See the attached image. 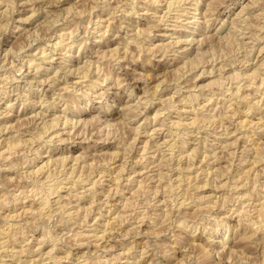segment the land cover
<instances>
[{"label":"rangeland","instance_id":"374dc122","mask_svg":"<svg viewBox=\"0 0 264 264\" xmlns=\"http://www.w3.org/2000/svg\"><path fill=\"white\" fill-rule=\"evenodd\" d=\"M1 1L0 264H264V0Z\"/></svg>","mask_w":264,"mask_h":264},{"label":"bare ground","instance_id":"6f19581e","mask_svg":"<svg viewBox=\"0 0 264 264\" xmlns=\"http://www.w3.org/2000/svg\"><path fill=\"white\" fill-rule=\"evenodd\" d=\"M108 1V0H107ZM159 1H161V0H156L155 1V3H159ZM181 1H186V2H188V4L189 5H192L191 3L194 1V5L197 7V3H198V1L199 0H180V2ZM210 1V0H209ZM214 1H217L218 2V0H214ZM213 0H211L209 3L210 4H208L207 6H206V12H204V15H202V17H201V19H203V22L205 23L204 25L206 26L209 22H210V19H208V18H210V17H212L214 14H213V12H215L214 10H216V9H214V7H212L213 5H211L213 2H214ZM261 1V0H260ZM4 2V1H3ZM185 2V3H186ZM1 4H2V1L0 2ZM154 3V4H155ZM179 3V2H178ZM178 3H173V2H167L166 4V9H167V11H166V13H164L162 16H160L159 18H158V20H157V25L159 26L160 24H162V22L164 21V18H168V15H170V14H172L173 12V16L171 17L172 19H174V21H177V23H182L181 21H183L184 22V25H186V24H194L195 23V25H196V22H195V20L196 19H194L195 18V16H192V17H188V14H187V12H186V10L185 9H182L181 8V6H179V4ZM215 3V2H214ZM103 4V3H102ZM260 4V3H259ZM263 4V3H262ZM128 5V4H127ZM95 6V5H94ZM97 6V5H96ZM104 6H106V5H104ZM103 6V7H104ZM108 6H110L109 4H108ZM118 7V6H117ZM219 7V6H218ZM250 7V6H249ZM9 7H7V9H8ZM97 9V8H96ZM137 9V8H136ZM113 10V9H112ZM120 10V9H119ZM69 11V10H68ZM195 11H198V9L196 8L195 9ZM69 13V12H68ZM241 13V12H240ZM240 13H238L236 16L238 17L239 15H240ZM67 14V13H66ZM71 13H69V15H70ZM199 15H201V13L199 14ZM243 15V14H242ZM259 15H261V14H259ZM73 16V15H72ZM77 16V15H76ZM78 16H79V14H78ZM30 17V16H29ZM80 17V16H79ZM67 18V17H66ZM183 18V19H182ZM254 19V18H253ZM191 20V21H190ZM262 20V19H261ZM89 21V20H88ZM241 21V20H240ZM259 21V20H258ZM72 22V21H71ZM151 22V21H150ZM257 22V21H256ZM69 23V22H68ZM151 23H153V22H151ZM155 23V22H154ZM248 24V23H247ZM252 24V23H251ZM111 25V24H110ZM233 25V24H232ZM158 26H157V28H158ZM153 27V26H152ZM208 26H206V28H207ZM250 27V26H249ZM257 27H258V25H257ZM261 27V26H260ZM259 27V29H262L263 30V28H260ZM3 28V27H2ZM17 28V27H16ZM107 29H109L108 28V26L106 27ZM251 28H252V25H251ZM107 29H106V31L104 32L105 34H106V32H107ZM253 29V28H252ZM255 29V28H254ZM101 30V29H100ZM145 30V29H144ZM261 30V31H262ZM36 31V30H35ZM48 31V30H47ZM147 31V30H146ZM230 31H232V30H229V32ZM251 31V30H250ZM109 32V31H108ZM258 32V31H257ZM60 33V32H59ZM101 33V32H100ZM103 33V32H102ZM140 33V32H139ZM231 33V32H230ZM32 35V34H31ZM102 35H104V34H102ZM139 35V34H138ZM206 34H204L203 35V37H202V40L200 41L199 40V42H198V46H196V47H198L197 48V50L199 49H201V47L202 46H204V43H206V42H202L203 41V39H205V38H207V36H205ZM214 35V34H213ZM228 35V34H227ZM231 35V34H230ZM63 37V36H62ZM73 37V36H72ZM139 37V36H138ZM141 37V36H140ZM227 37V36H226ZM234 37V36H233ZM28 38V37H27ZM104 38V37H103ZM255 38V37H254ZM37 39V38H36ZM62 39V38H61ZM65 39V38H64ZM221 39H223V38H221ZM225 39V38H224ZM229 39H231V38H229ZM134 40H137V39H134ZM218 40H219V37H218ZM97 41V40H96ZM133 41V40H132ZM131 41V42H132ZM138 42H139V39L137 40ZM136 41V42H137ZM195 41V39L193 40V39H191V40H188V45L190 46L191 44V42H194ZM208 41V40H207ZM220 41V40H219ZM61 40H58L57 42H55L52 46H54V47H58V46H60V44H61ZM64 42V41H63ZM136 42H134V43H136ZM236 42V41H235ZM97 43L98 44H96L95 45V47L94 46H92V47H90L89 48V50H91V49H93V48H95V52H94V54L96 55V54H101V53H103V52H101L102 50H100V48H101V45L103 46L104 44H105V41H103V39H102V37L100 38V40H98L97 41ZM134 43H133V45H134ZM147 43V42H146ZM149 43V42H148ZM176 43H181L180 41H178V42H176ZM233 43V42H232ZM137 44H141V43H137ZM69 45V44H68ZM67 45V48H66V50H67V52H70L74 47L75 48H77V52H81L84 48H82V44L80 43H78V45L77 44H75V46L73 47V43L70 45V46H68ZM132 46V45H131ZM61 47V46H60ZM129 47V46H128ZM127 47V48H128ZM141 48H142V50L140 49V50H138L137 49V51H139V53H141L140 51H145V52H147L148 53V55H154L155 53L154 52H157V50L155 51V49H153V48H155V45H154V47L153 48H149V47H146L145 48V46H143L142 47V44H141V46H140ZM85 48H87V47H85ZM55 49H57V48H55ZM97 49V50H96ZM162 49V48H161ZM185 49V48H184ZM196 49V48H195ZM97 51V52H96ZM162 51V50H161ZM160 51V52H161ZM168 50H165V53L167 52ZM188 51V50H187ZM201 51V50H200ZM88 52V51H87ZM90 52V51H89ZM105 52V51H104ZM113 52V51H112ZM164 52V51H163ZM66 53V52H65ZM86 53V52H85ZM110 53V52H109ZM158 53H159V51H158ZM165 53H163V54H165ZM67 54V53H66ZM71 54V53H70ZM69 54V55H70ZM90 54H91V52H90ZM93 54V55H94ZM111 54V53H110ZM116 54V53H115ZM198 54H200V53H198ZM46 55V54H45ZM64 55V54H63ZM94 55V56H95ZM158 55V54H157ZM43 56V55H42ZM106 56V55H105ZM198 56H200V55H198ZM51 57V56H50ZM107 57V56H106ZM109 57H110V55H109ZM108 57V58H109ZM112 57H113V55H112ZM43 58H44V56H43ZM102 58H105V57H102ZM35 59V58H34ZM48 59V58H47ZM51 59V58H50ZM98 59V58H97ZM101 59V58H100ZM110 59H112V58H110ZM64 60V59H63ZM62 60V61H63ZM104 60V59H103ZM212 60V59H211ZM48 61V60H47ZM53 61V59H51V62ZM101 61H102V59H101ZM106 61V60H105ZM33 62V61H32ZM50 62V61H49ZM66 62V61H65ZM188 62V61H187ZM191 61H189L188 63H190ZM68 63V62H67ZM186 63V62H185ZM192 63H194V62H192ZM64 64V63H63ZM70 64V63H69ZM72 64V63H71ZM215 64V63H214ZM61 65V64H60ZM59 65V66H60ZM67 65V64H66ZM66 65L64 66V67H66ZM87 65V64H86ZM89 65V64H88ZM185 65V64H184ZM40 66V65H39ZM38 66V67H39ZM69 67V66H68ZM85 67V66H84ZM83 67V68H84ZM86 67H88V66H86ZM89 67H90V65H89ZM63 68V67H62ZM71 68V67H70ZM80 69V68H79ZM79 69H77L78 71H79ZM88 69V68H87ZM90 69V68H89ZM88 69V70H89ZM217 69V68H216ZM222 69V68H221ZM221 69H220V71H221ZM37 70H39V69H37ZM67 70H69V69H67ZM96 70V69H95ZM218 70H219V68H218ZM223 70V69H222ZM59 71V70H58ZM71 71V70H70ZM69 71V72H70ZM73 71V70H72ZM83 71V70H82ZM96 71H99V70H96ZM214 71H216L215 69H214ZM219 71V72H220ZM60 72V71H59ZM67 72V71H66ZM74 72V71H73ZM204 72V71H203ZM222 72V71H221ZM254 72H256V71H254ZM57 73V72H56ZM55 73V74H56ZM71 73V72H70ZM83 73V72H82ZM84 73H86V72H84ZM83 73V74H84ZM89 73V72H88ZM257 73V72H256ZM234 74V73H233ZM232 74V75H233ZM255 74V73H254ZM77 75V74H76ZM88 74H86L85 76H87ZM97 75V74H96ZM219 75H220V73H219ZM240 76H245V75H243V74H239ZM257 75V74H256ZM72 76V75H71ZM83 76V75H82ZM240 76H236L235 74H234V76L233 77H236L237 78V80H238V78L240 77ZM36 77V76H35ZM79 77V76H78ZM229 78H230V76H229ZM242 78V77H241ZM244 78V77H243ZM54 79V78H53ZM85 79V78H84ZM221 79V78H220ZM220 79H218V80H220ZM228 79V78H227ZM231 79V78H230ZM246 79V78H245ZM55 80V79H54ZM235 81H236V79H235ZM48 82V81H47ZM215 82V81H214ZM33 83V82H32ZM37 83V85H39V87H40V89H39V91H38V93L40 92V91H42L43 89H44V85L45 84H43L44 83V81H37L36 82ZM120 86V85H119ZM255 86V85H254ZM29 87V86H28ZM30 87H31V84H30ZM239 87V86H238ZM238 90V89H237ZM236 90V93H235V95L237 94V91ZM72 91V90H71ZM67 93V92H66ZM75 94V93H74ZM4 95H6V94H4ZM233 95V94H232ZM168 100V99H167ZM211 100V99H210ZM181 101V100H180ZM9 102V101H8ZM11 102V101H10ZM8 103L9 105L8 106H6V109H9L10 110V108H11V103ZM173 105H174V103H173ZM207 105V104H206ZM124 106V105H123ZM126 107H129V106H126ZM4 108V107H3ZM203 109V108H202ZM125 110V109H124ZM127 110V109H126ZM232 110V109H231ZM63 111V110H62ZM64 113V112H63ZM203 114V113H202ZM227 114V113H226ZM225 114V115H226ZM234 114H236V113H234ZM207 115V114H206ZM224 115V114H223ZM230 115V114H229ZM155 116V115H154ZM202 116V115H201ZM213 116L214 115H209V116H205V115H203L202 116V119H201V122H204V124L206 123L205 121H209L210 119H212L213 118ZM222 116V115H221ZM231 116V115H230ZM230 116H225L226 118H229ZM234 116V115H233ZM36 117H38V116H34L33 118H35L36 119ZM216 117V116H215ZM224 117V118H225ZM32 118V119H33ZM57 118H59V117H57ZM220 118V117H219ZM218 118V119H219ZM232 118V117H231ZM54 119V118H53ZM65 119V118H64ZM199 119V118H198ZM198 119H197V121H198ZM214 120V119H213ZM224 120V119H223ZM227 120V119H226ZM200 121V120H199ZM210 121H212V120H210ZM209 121V122H210ZM216 121V120H215ZM245 121V120H244ZM57 122V121H56ZM123 122V121H122ZM196 122V120H194L193 121V124H192V126H194V123ZM200 122V123H201ZM213 122V121H212ZM260 122V121H259ZM105 123V122H104ZM242 123V125L244 124V122L242 121L241 122ZM37 124V123H36ZM45 124V123H44ZM53 124H55V122H53ZM52 124V126H54ZM65 124H66V121H64V123H63V125L65 126ZM260 124V123H259ZM202 125H203V123H202ZM48 126V125H47ZM50 126V125H49ZM55 126H58V125H56L55 124ZM242 127V126H241ZM45 128V127H44ZM63 128H65V127H63ZM48 130L49 131V128H45V130ZM47 130H46V132H47ZM42 132V131H41ZM136 132V131H135ZM34 134V133H33ZM46 134V133H45ZM55 134V133H54ZM42 135H43V133H42ZM61 136V134H58V136ZM20 136V135H19ZM37 136H40V135H37ZM36 136V137H37ZM53 136V135H52ZM14 137V136H13ZM16 138V137H15ZM55 138V137H54ZM151 138V137H150ZM153 139V138H152ZM37 140V139H36ZM61 140V139H60ZM59 140V141H60ZM150 140V139H149ZM238 140V139H237ZM25 141V140H24ZM66 141V140H65ZM7 142V141H6ZM13 142V141H12ZM11 141H10V145L7 147L8 148V150L7 151H9L10 149H12V148H14V149H12V153H13V151L16 149L15 147H19V144H20V141L19 140H15L13 143H12ZM149 142V141H148ZM17 143V144H16ZM183 143V142H182ZM184 144V143H183ZM227 145H228V143H227ZM21 146V145H20ZM144 146V145H143ZM145 146H147V143H146V145ZM22 147V146H21ZM20 147V148H21ZM176 147V146H175ZM10 148V149H9ZM147 148V147H146ZM258 149V148H257ZM254 150H256V149H254ZM6 151V153L8 154V152ZM11 151H9V153H10ZM16 152V151H15ZM144 152V151H143ZM37 153V152H36ZM39 154V153H38ZM256 154V153H255ZM11 155V154H10ZM14 155V154H13ZM195 155V154H194ZM259 157V156H258ZM4 158V157H3ZM194 158V157H193ZM5 159V158H4ZM67 160H68V157L66 158ZM71 159V158H70ZM161 159V158H160ZM170 159V158H169ZM6 160V159H5ZM61 160V159H60ZM64 161V160H63ZM172 161V160H171ZM51 162H53V161H51ZM62 162V161H61ZM65 162H66V160H65ZM163 162V161H162ZM167 162V161H166ZM253 162H255V160L253 161ZM252 162V163H253ZM63 163V162H62ZM65 163H63L61 166H63ZM91 165V164H90ZM77 166V165H76ZM85 166V165H84ZM165 166V165H164ZM254 166V165H253ZM256 166V165H255ZM56 167V166H55ZM91 167V166H90ZM41 168H43V166H41L39 169H41ZM251 168V167H250ZM64 169V168H63ZM46 170V169H45ZM189 170H190V168H189ZM250 170V169H249ZM248 170V171H249ZM35 171H36V169H35ZM38 171H40V170H38ZM43 171H44V169H43ZM247 171V172H248ZM46 172V171H45ZM75 172V171H74ZM120 172H122L121 170H120ZM37 173V172H36ZM39 173V172H38ZM41 173V172H40ZM39 173V174H40ZM90 173V172H89ZM93 173V172H92ZM103 174V173H102ZM137 174V173H136ZM248 174V173H247ZM259 174V173H258ZM32 175V174H31ZM71 175H73V173L71 174ZM71 175L69 174V177H71ZM63 176V175H62ZM82 177H83V175H81ZM91 176V175H90ZM47 177V176H46ZM77 177V179H78V176H76ZM100 177V176H99ZM48 178V177H47ZM68 178V177H67ZM85 178V177H84ZM84 178H83V180H84ZM158 178H159V176H158ZM163 178V177H162ZM100 179H102L101 177H100ZM233 179V178H232ZM244 179V178H243ZM46 180V179H45ZM74 180V179H73ZM83 180L81 179V177L78 179V181L79 182H83ZM162 180V179H161ZM35 181V180H34ZM77 181V180H76ZM91 181V180H90ZM101 181V180H100ZM234 181V180H233ZM86 182H87V180H86ZM75 183V181L73 182V184ZM82 184V183H81ZM91 184V183H90ZM94 184L95 183H93V186L92 187H94ZM75 185V184H74ZM95 185H97V183L95 184ZM119 186V185H118ZM55 187V186H54ZM95 188V187H94ZM73 189H75V188H73ZM70 190V189H69ZM54 191V190H53ZM57 191H59V190H57ZM91 191V190H90ZM93 192V194H94V191H92ZM116 192V191H115ZM248 192V191H247ZM163 193V192H162ZM67 195H68V193H67ZM133 196V195H132ZM82 197V196H81ZM95 197V196H94ZM74 198V197H73ZM46 199V198H45ZM61 199V198H60ZM81 199V198H80ZM47 202V201H46ZM45 203V202H44ZM109 204V203H108ZM44 206L45 205H43V209H44ZM264 206V205H263ZM48 207V206H47ZM64 207V206H63ZM40 210V209H39ZM40 211H42V210H40ZM39 212V211H38ZM1 216V215H0ZM259 216V215H258ZM2 217V216H1ZM11 217V216H10ZM13 217V216H12ZM3 218V217H2ZM76 218V217H75ZM5 219V218H4ZM6 219H7V217H6ZM13 219V218H12ZM259 219V218H258ZM118 220V219H117ZM264 222V221H263ZM108 224V223H107ZM110 224V223H109ZM33 226V225H32ZM1 231V230H0ZM6 231V230H5ZM2 232V231H1ZM106 232V231H105ZM113 232V231H112ZM126 232V231H125ZM4 232H2V234H3ZM2 236V235H1ZM6 238H8V237H6ZM10 238V237H9ZM8 238V239H9ZM11 238H13V237H11ZM0 239H2V238H0ZM7 239V240H8ZM1 241V240H0ZM9 242V241H8ZM7 242V243H8ZM43 244V243H42ZM1 246H3V243H1L0 244ZM1 248V247H0ZM133 249V248H132ZM129 250H131V249H129ZM24 251V250H23ZM17 253V252H16ZM19 253H21V251L19 252ZM18 254V253H17ZM145 254V253H144ZM15 256V255H14Z\"/></svg>","mask_w":264,"mask_h":264}]
</instances>
